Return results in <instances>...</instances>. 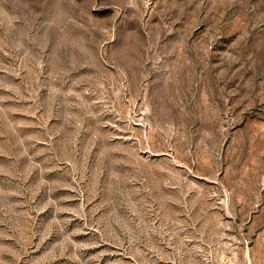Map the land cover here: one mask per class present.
Returning <instances> with one entry per match:
<instances>
[{
    "label": "rangeland",
    "instance_id": "1",
    "mask_svg": "<svg viewBox=\"0 0 264 264\" xmlns=\"http://www.w3.org/2000/svg\"><path fill=\"white\" fill-rule=\"evenodd\" d=\"M0 264H264V0H0Z\"/></svg>",
    "mask_w": 264,
    "mask_h": 264
}]
</instances>
